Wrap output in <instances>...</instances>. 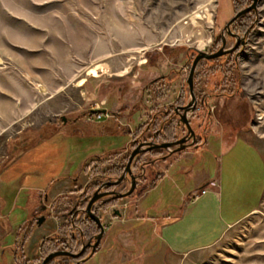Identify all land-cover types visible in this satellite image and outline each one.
I'll return each instance as SVG.
<instances>
[{"label": "rangeland", "instance_id": "1", "mask_svg": "<svg viewBox=\"0 0 264 264\" xmlns=\"http://www.w3.org/2000/svg\"><path fill=\"white\" fill-rule=\"evenodd\" d=\"M251 3L0 0V264H40L72 234L83 244L72 215L94 175L109 174L134 140L171 119L182 134L178 113L187 103L197 137L188 147L201 149L205 137L216 146L240 136L264 161V0L225 27ZM199 50L221 53L198 60L191 100L187 77ZM147 150L142 159L166 149ZM214 151L203 156L212 172L221 169L223 189L232 174L227 160L245 171L244 186L257 181L240 142L222 161ZM144 169L136 190L102 211L107 231L96 255H58L46 264L79 256L72 264H264V189L257 207L213 245L171 255L159 226L175 212L144 207L153 166ZM39 192L46 208L32 213ZM44 238L58 244L47 254L39 247Z\"/></svg>", "mask_w": 264, "mask_h": 264}, {"label": "crops", "instance_id": "2", "mask_svg": "<svg viewBox=\"0 0 264 264\" xmlns=\"http://www.w3.org/2000/svg\"><path fill=\"white\" fill-rule=\"evenodd\" d=\"M201 140V149L186 146L180 152H159L153 163L152 176L151 173L148 175L153 183L145 193L144 207L148 209L152 205L161 213L175 212L159 226V236L171 255L213 245L230 226L257 207L263 193L264 161L247 138L239 136L228 143L218 141L216 146L213 143L211 146L207 137ZM238 142L253 157L250 162L253 173L249 174L258 179L244 186L239 178L245 171L238 174L235 161L227 160V171L232 174H228L229 179L223 189L218 174L221 169L212 172L214 169L203 155L204 152L210 155L215 150L214 157L222 161L224 152L233 151ZM244 167L242 165L243 170ZM201 188H205V192L192 197L194 191ZM151 192L152 201L147 200Z\"/></svg>", "mask_w": 264, "mask_h": 264}, {"label": "flooded vegetation", "instance_id": "3", "mask_svg": "<svg viewBox=\"0 0 264 264\" xmlns=\"http://www.w3.org/2000/svg\"><path fill=\"white\" fill-rule=\"evenodd\" d=\"M154 130H149V132L144 135V136H140L138 137V142L136 143V145L139 143V142H149L151 141L152 143H159V142H163V141H160L157 137H156V132L154 131V133H151L153 132ZM186 132V130L184 131L183 130V133L182 134H178V137L184 135V133ZM177 137V138H178ZM195 133H194V137H189L186 139L185 143L189 144V145H192L193 143H195ZM176 138V139H177ZM175 140V139H174ZM189 140V142H187ZM164 141H173V140H164ZM195 145V144H194ZM173 147L172 146L171 148H169L167 151L168 152H173ZM151 149H156V150H159L161 149L160 148H151ZM149 149V150H151ZM130 151L127 150L126 153L124 155L127 154V158H128V155H129ZM141 152L137 153L135 155V158L133 159L132 163L134 162H137L138 160V155L140 154ZM123 155V156H124ZM122 156V157H123ZM127 158L124 162V167H125V164H126V161H127ZM156 156L154 158H151V159H142L140 161V163H138V167L134 170H132V165H131V170H132V173L135 175V187L133 189V191L136 190V188L142 183V179H143V175H145V169H144V166L145 164H148L149 167L153 166V163H154V160H155ZM124 167H123V170L117 175L116 178H110V177H99L97 175H94V179H95V183L96 185L92 188V190L89 192V193H85L87 196L83 199H81V203H79V205L77 206V209L76 211L73 212V215L72 216H75L77 215L78 213H81V212H84L82 211L83 207H82V202H84V204L86 205L88 199L90 198V196L95 192L97 191V193H100V192H104V194L102 196H100V198H98L96 201L93 202L92 206H91V209L94 211V213L99 217L100 221H101V224H102V228H103V231L101 233V236L99 237L96 245L94 246L93 248V244L95 243L96 241V235L100 232V226L99 224L93 220L91 217V219L96 223V225L98 226V231H96L94 234H92L89 238L87 239H84L82 237V232L79 230V226L75 225L74 223H72V226L74 228V232L77 233L78 237L80 239H83L85 240V242L81 245H78L77 247L74 246L75 245V240H76V236H74V234H72L70 237H62V239L60 240V243H59V251H68V252H71V253H77L79 252V254L77 255H96V252L99 250V248L101 247V241L103 240V238L106 236V224L104 223L103 221V215L101 214L102 211L106 208V207H113V204H110L108 206L105 207V202L108 201V200H111V199H121V197H128V195H130L131 193H133V191L128 194V195H125V196H115L116 193H120V192H124L126 191L129 186H130V183L128 186H126V182H130V177L127 173H125L121 179L118 180V178L122 175L123 171H124ZM151 182H153V180L151 179ZM117 189H121L119 191H117ZM44 200H45V197H44ZM100 211V212H99ZM114 212L117 213V210H114ZM73 232V233H74ZM73 240V244H71L70 242H72ZM74 249V251H73ZM60 255H70V254H60Z\"/></svg>", "mask_w": 264, "mask_h": 264}, {"label": "water", "instance_id": "4", "mask_svg": "<svg viewBox=\"0 0 264 264\" xmlns=\"http://www.w3.org/2000/svg\"><path fill=\"white\" fill-rule=\"evenodd\" d=\"M255 1L256 0H252V3H251V5H249V7H247L245 9H242V10L236 12L226 22L225 27H228L230 25V23L233 22V20H235L240 14H242L243 12H245V11L253 8L255 6ZM220 53H221V50H218L216 52H211V53H207V52H204V51H200L199 50L197 52V54L195 55V57L193 58V60L191 62L190 69H189V74H188V77H187V83L189 85V93L191 95V100H194L192 77H193V72H194V69H195V66H196L198 60L200 58H202V57L212 58V57L217 56ZM192 105L193 104H191V103H187L186 105L181 106L183 108V111H181V112L178 113L179 118H178L177 124L182 123L186 127V132L184 133V135L178 137L177 139H175L173 141H163V142H159V143H152L151 141H149V142H139L130 151V153L128 155V158H127V161H126V164H125V167H124V171H123L122 175L118 178V180L121 179L122 176L125 173H127L129 175V177H130V186H129V188L126 191L120 192V193H116L115 196H125V195L130 194L133 191V189L135 187V175L132 173L131 163H132V161L135 158V155L137 153L142 152V151H144L146 149L160 148V147L161 148H165L166 150H168L172 146H174L172 150L175 151V150L183 149V148H185L187 146V143H185L186 139L189 138V137H192V138L194 137V131H193V129L191 128V126L189 124L188 116H187V113H186V111L192 110ZM103 194H104V192L97 193V191H95L90 196V198L88 199V201L86 203V206L84 208V211L87 213V215L89 217H91L93 220H95L99 224V226H100V232L96 235V241L93 244V248L96 245L99 237L101 236V233L103 231V228H102V224H101V221H100L99 217L91 209V206H92L93 202L96 201L98 198H100V196H102ZM38 195L40 196V200H39L40 203L36 207H34L32 213L40 212V211H42V210H44L46 208V205L43 202V199L41 198V192H39ZM43 220H44V216L43 215H40V216H38L36 218V221H37L38 224H40ZM60 254H70V256H77V254H79V252H77V253H71V252H68V251L55 250V251H52V252L48 253L42 259V261L40 262V264H46L47 261H49L53 257L58 256Z\"/></svg>", "mask_w": 264, "mask_h": 264}, {"label": "trees", "instance_id": "5", "mask_svg": "<svg viewBox=\"0 0 264 264\" xmlns=\"http://www.w3.org/2000/svg\"><path fill=\"white\" fill-rule=\"evenodd\" d=\"M172 120L167 121L168 123H164L159 125L158 127H154L152 130H154L156 132V137L160 140V141H164V140H174L178 137V133L175 131V126L172 125ZM139 130V128L137 129V131ZM151 132V133H154ZM196 136V135H195ZM197 141V137H195V142ZM138 142V138L136 140H134V142L132 143L131 146L136 145V143ZM148 153L154 154L156 152V149H151V150H147ZM145 152H141L138 155V160L142 159V155ZM127 158V154L124 155L122 157V159L120 161H118V163H115L114 165L111 166L110 168V173H96L95 175L99 176V177H110V178H116L117 175L123 170L124 167V162ZM96 185V183L94 184V186ZM115 201V199H111L105 202V207L112 204ZM84 205V202H82V206ZM73 223L77 226H79V230L82 232V237L84 239L89 238L92 234H94L96 231H98V226L96 225V223L90 218L88 217L84 212L78 213L77 215L73 216ZM50 238H44L41 243H40V250L43 254H47L50 250H52L54 248V246L57 247V243H55V241H52ZM71 244H73V240L72 242H70ZM74 246H78V243L75 242ZM77 258H80L77 257ZM77 258H73V257H62L59 261V264H72V261H76ZM74 261V262H75ZM50 262H48L47 264H49Z\"/></svg>", "mask_w": 264, "mask_h": 264}, {"label": "built area", "instance_id": "6", "mask_svg": "<svg viewBox=\"0 0 264 264\" xmlns=\"http://www.w3.org/2000/svg\"><path fill=\"white\" fill-rule=\"evenodd\" d=\"M205 192V188H201V189H199L198 191H196L193 195V197H196V196H198L199 194H201V193H204Z\"/></svg>", "mask_w": 264, "mask_h": 264}, {"label": "bare ground", "instance_id": "7", "mask_svg": "<svg viewBox=\"0 0 264 264\" xmlns=\"http://www.w3.org/2000/svg\"><path fill=\"white\" fill-rule=\"evenodd\" d=\"M193 197V196H192Z\"/></svg>", "mask_w": 264, "mask_h": 264}]
</instances>
